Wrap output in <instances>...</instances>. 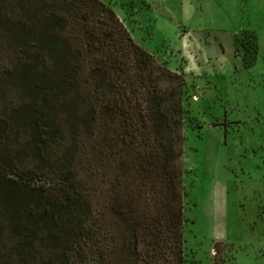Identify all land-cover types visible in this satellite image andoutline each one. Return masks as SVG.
<instances>
[{
  "label": "trees",
  "instance_id": "trees-1",
  "mask_svg": "<svg viewBox=\"0 0 264 264\" xmlns=\"http://www.w3.org/2000/svg\"><path fill=\"white\" fill-rule=\"evenodd\" d=\"M184 86L103 0H0V264H186Z\"/></svg>",
  "mask_w": 264,
  "mask_h": 264
},
{
  "label": "rangeland",
  "instance_id": "rangeland-1",
  "mask_svg": "<svg viewBox=\"0 0 264 264\" xmlns=\"http://www.w3.org/2000/svg\"><path fill=\"white\" fill-rule=\"evenodd\" d=\"M103 1L167 67L169 23L208 35L189 58L204 73L182 74L186 264H264V0Z\"/></svg>",
  "mask_w": 264,
  "mask_h": 264
},
{
  "label": "crops",
  "instance_id": "crops-1",
  "mask_svg": "<svg viewBox=\"0 0 264 264\" xmlns=\"http://www.w3.org/2000/svg\"><path fill=\"white\" fill-rule=\"evenodd\" d=\"M159 2L160 0H143L144 6H147L148 8L152 10H159ZM142 8V7H141ZM171 9V8H170ZM115 10V9H114ZM173 10V9H172ZM180 10L191 12L194 10H197L196 5L193 1L190 2L189 5L180 7ZM116 13L119 15V17L123 20L125 25L129 28V22L126 16H124L121 13ZM185 13V12H184ZM141 15V14H140ZM178 18V17H177ZM133 19L131 18V21ZM135 21V20H133ZM171 27L168 29L167 26L165 29H168L166 32L169 34L170 39V51H172V54L168 56L169 60L171 62L167 63L169 68L172 70L183 74L184 76H187L188 74L192 73H204V70L206 67L202 65H198L196 68L192 66V62L189 58L192 56L196 57V54L193 53V51L197 50L200 51L203 45V40L206 38L205 34L198 33V31L194 28H192L189 25H185L183 21H181L179 18L169 23ZM132 34V33H131ZM167 38L164 39L166 41ZM146 47V46H145ZM148 50L149 48L146 47ZM195 48V50H194ZM193 49V50H192ZM152 54L155 55L154 50H149ZM196 52V51H195ZM193 53V55H192ZM164 55L167 57V52L164 51ZM163 55V56H164ZM157 57V56H156ZM181 57H184L181 59ZM161 59V57H157ZM202 60L207 59V57L201 56ZM182 60V62H181ZM196 70V71H194Z\"/></svg>",
  "mask_w": 264,
  "mask_h": 264
}]
</instances>
